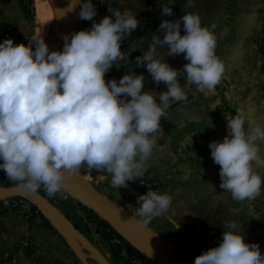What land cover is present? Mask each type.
<instances>
[{
  "label": "clouds",
  "instance_id": "1",
  "mask_svg": "<svg viewBox=\"0 0 264 264\" xmlns=\"http://www.w3.org/2000/svg\"><path fill=\"white\" fill-rule=\"evenodd\" d=\"M172 5L162 3L161 16H174ZM77 6L91 27L63 35L62 49L50 50L43 35L27 45L11 38L0 42V170L21 192L62 193L81 165L110 176L114 188L127 187L147 171L169 102L186 99L193 85L212 95L226 70L216 51V25H204L199 13L186 11L163 19L159 34L135 57L154 82L166 84L158 98L144 90L143 73L106 79L115 62L126 59L122 42L140 21L133 11L108 8L109 15L97 22L93 0H71L67 9ZM185 7H195V0H185ZM158 49H166L165 57L183 54L188 63L173 68ZM225 120L227 134L208 145L220 166L219 187L236 201H251L264 191V174L256 170L264 167V123L249 122L239 111L226 113ZM172 202L168 192L138 195L139 226L163 216ZM194 264H264V253L258 243L245 241L235 221H226L218 245L196 256Z\"/></svg>",
  "mask_w": 264,
  "mask_h": 264
},
{
  "label": "crops",
  "instance_id": "2",
  "mask_svg": "<svg viewBox=\"0 0 264 264\" xmlns=\"http://www.w3.org/2000/svg\"><path fill=\"white\" fill-rule=\"evenodd\" d=\"M111 1L119 10L133 11L137 19L142 20L144 0ZM93 2L97 8L94 19L98 22L101 0ZM164 2L166 0H160L155 11L157 28L163 19H178L186 11L199 13L204 25H216V51L225 62L226 70L212 95H205L193 85L186 88V99L169 102L163 117L168 128L160 129L153 155L146 162L147 171L141 177L159 183L157 191L168 192L173 197L170 210L153 220L159 224L167 223L177 232H183L192 220L216 226L218 243L224 223L235 221L244 233L245 241L258 243L264 253V191L251 201L234 200L230 193L219 187L220 166L213 162L208 147L209 142L222 140L227 134L226 113L235 115L237 111L243 112L249 122L264 123V57L259 47L264 33V0H195V7L190 9L185 7V0H172L174 16H161L160 5ZM0 23L6 27L15 43L27 45L32 33V21L18 0H0ZM91 23L85 20L83 29L90 28ZM138 28L139 25L133 32ZM153 34L159 33L155 31L147 36L144 51L151 43ZM158 53L165 57L166 49H158ZM165 60L176 69H182L188 63L183 54L167 56ZM140 73L145 75V91L153 92L158 98L161 92L167 90L164 82L157 84L152 80L146 67L139 66ZM112 78L119 81L121 76H106V79ZM179 82L182 85L186 83L183 75L179 77ZM256 170L264 174V167L257 166ZM75 175L80 182L120 203L133 214L139 206L137 196L146 194L131 184L121 189L114 188L110 184V176L89 169L86 165H81ZM0 185L14 186L15 183L0 170ZM39 192L90 239L110 264H125L113 258L110 244L96 232L76 199L65 191L53 196L42 188ZM0 264L84 263L54 227L46 223L28 222L20 211L0 208ZM88 264L97 263L88 260Z\"/></svg>",
  "mask_w": 264,
  "mask_h": 264
},
{
  "label": "water",
  "instance_id": "3",
  "mask_svg": "<svg viewBox=\"0 0 264 264\" xmlns=\"http://www.w3.org/2000/svg\"><path fill=\"white\" fill-rule=\"evenodd\" d=\"M78 12L79 6L73 10L72 17L65 30L47 43L50 50L62 49L63 35H70L73 32L83 30L85 20L79 18ZM64 191L76 199L82 206L97 214L100 219L109 224L129 243L131 242L124 236V233H134L142 237L148 245L152 246L168 260V263L158 264H194L196 255L160 234L150 224L140 227L138 224L139 217L135 216L120 203L80 182L75 174L68 177ZM12 198H21L31 203L64 238L75 255L84 264H88V260L94 261L97 264H110L90 239L42 193L38 191L29 194L19 191L16 185H0V201Z\"/></svg>",
  "mask_w": 264,
  "mask_h": 264
},
{
  "label": "built area",
  "instance_id": "4",
  "mask_svg": "<svg viewBox=\"0 0 264 264\" xmlns=\"http://www.w3.org/2000/svg\"><path fill=\"white\" fill-rule=\"evenodd\" d=\"M160 0H144V9L145 13L142 17V20L140 21L138 32L142 31V29L145 27V25H152L156 20H155V11L157 8V5ZM22 4L24 7L27 9L31 10V0H23ZM108 8H111L113 10H119L117 6H112L111 0H101V4L99 6V11H98V21L105 15H109ZM133 32L130 33V35ZM128 35L125 40L122 42L121 45V50L126 54V59L124 60H117L115 62V66L110 69V71L107 73L106 76H111V75H119L123 76L126 71H121V68L124 67V64L127 62L128 58L132 56L134 53L137 51L143 49L145 47V41L148 36V34H144L139 37H130ZM5 38H12L11 35L4 34L0 35V42H2ZM262 38L264 39V33ZM14 40V39H13ZM15 42V41H14ZM159 103V101H158ZM161 121V120H160ZM133 182H129V184L132 185ZM140 185L142 186V191L145 193L148 191V189H151L153 191H157L159 187V183L153 182V181H148L141 179L140 180ZM0 208L5 210V211H20L23 213L25 219L30 222V221H35L38 224L44 223V217L42 214L28 201L21 199V198H12V199H6L0 201ZM189 228V227H188ZM210 227L205 226L203 224H194L190 226V231L192 235L194 236L195 239H197L199 242L203 241V243H194V244H201L206 246L207 248L214 247L216 243L214 241L217 238V234L215 230L213 229H208ZM117 241L114 240L113 244H115ZM193 244V243H192ZM193 244V245H194ZM124 257H126L125 252L122 254ZM135 264H140L138 261H135Z\"/></svg>",
  "mask_w": 264,
  "mask_h": 264
},
{
  "label": "trees",
  "instance_id": "5",
  "mask_svg": "<svg viewBox=\"0 0 264 264\" xmlns=\"http://www.w3.org/2000/svg\"><path fill=\"white\" fill-rule=\"evenodd\" d=\"M9 1V0H4ZM20 2V5L25 11V14L28 18H30L31 10L24 7L22 4L23 0H18ZM112 2V1H111ZM112 6H116L115 3L112 2ZM157 29V23L156 21L152 25H145V27L142 29V31L133 32L130 37H139L144 34H151L155 32ZM11 35L6 27L0 23V35L4 34ZM129 37V36H128ZM260 52L262 53L264 57V39L262 38L259 44ZM145 48V47H144ZM144 48L134 53L132 56H130L127 60V62L124 64V67L121 68L120 72L126 71L125 74L131 73V74H139V67L135 63V57L142 55L144 52ZM161 128H168L166 122L164 121L163 117L160 121V129ZM141 177L136 178L132 185L141 189L142 186L140 185ZM85 212L88 215V219L90 222L94 225L96 232L104 239L106 240L112 249L113 258L116 261H123L125 264H135V261H138L140 264H158L148 258L145 254H143L141 251H139L136 247H134L131 243L126 241L118 232H116L109 224H107L105 221L100 219V217L92 212L91 210L87 209L86 207L82 206ZM44 223L47 225H50V223L44 219ZM205 225V224H204ZM51 226V225H50ZM207 226V225H205ZM116 240L117 242L113 244V241ZM125 252L126 257H124L122 254Z\"/></svg>",
  "mask_w": 264,
  "mask_h": 264
},
{
  "label": "bare ground",
  "instance_id": "6",
  "mask_svg": "<svg viewBox=\"0 0 264 264\" xmlns=\"http://www.w3.org/2000/svg\"><path fill=\"white\" fill-rule=\"evenodd\" d=\"M71 0H34L36 16L35 36H44L48 43L52 38L60 35L70 22L72 11H68ZM124 236L142 253L157 263H168L152 246L134 233H124Z\"/></svg>",
  "mask_w": 264,
  "mask_h": 264
},
{
  "label": "rangeland",
  "instance_id": "7",
  "mask_svg": "<svg viewBox=\"0 0 264 264\" xmlns=\"http://www.w3.org/2000/svg\"><path fill=\"white\" fill-rule=\"evenodd\" d=\"M30 21H32V33L30 36V39H31L33 36H35V33H36V16H35L34 0H31ZM27 43H28V41L26 42V44ZM150 223L153 224L155 226V228H157L166 238H168L172 242L176 243L177 245H179L183 249L187 250L190 253H193L196 256L200 255L203 251H206L207 249H209L204 245L194 244V243H203V241L199 242L197 239H195L194 236L192 235L191 231H190V226L194 225L195 223L204 225V223H202L198 220L190 221L186 225V227H184L183 232H181V231L177 232L176 230L173 229L172 226H170L167 223L159 224V223H156L155 220H152ZM208 227H210L208 229L215 230V232L217 234V238H215L216 240L214 241V243L217 244L218 243V229H217V227L216 226H208ZM192 243L194 245H192Z\"/></svg>",
  "mask_w": 264,
  "mask_h": 264
}]
</instances>
